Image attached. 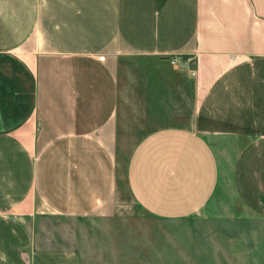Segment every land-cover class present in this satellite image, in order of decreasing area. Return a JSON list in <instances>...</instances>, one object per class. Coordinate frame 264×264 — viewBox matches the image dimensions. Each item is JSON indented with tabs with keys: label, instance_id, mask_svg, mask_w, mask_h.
Listing matches in <instances>:
<instances>
[{
	"label": "crops",
	"instance_id": "1",
	"mask_svg": "<svg viewBox=\"0 0 264 264\" xmlns=\"http://www.w3.org/2000/svg\"><path fill=\"white\" fill-rule=\"evenodd\" d=\"M223 191L264 264V0H0V264H168Z\"/></svg>",
	"mask_w": 264,
	"mask_h": 264
},
{
	"label": "rangeland",
	"instance_id": "2",
	"mask_svg": "<svg viewBox=\"0 0 264 264\" xmlns=\"http://www.w3.org/2000/svg\"><path fill=\"white\" fill-rule=\"evenodd\" d=\"M211 220L184 221L169 229L182 233L178 248L169 250L168 264H255L251 246L241 245L240 226L249 218L232 193H217Z\"/></svg>",
	"mask_w": 264,
	"mask_h": 264
},
{
	"label": "built area",
	"instance_id": "3",
	"mask_svg": "<svg viewBox=\"0 0 264 264\" xmlns=\"http://www.w3.org/2000/svg\"><path fill=\"white\" fill-rule=\"evenodd\" d=\"M171 63H172V64H175V59H172V60H171Z\"/></svg>",
	"mask_w": 264,
	"mask_h": 264
}]
</instances>
